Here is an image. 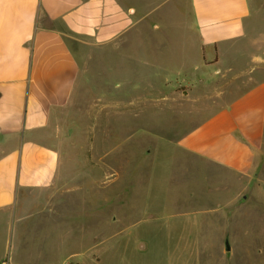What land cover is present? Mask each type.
Here are the masks:
<instances>
[{
  "label": "rangeland",
  "instance_id": "rangeland-1",
  "mask_svg": "<svg viewBox=\"0 0 264 264\" xmlns=\"http://www.w3.org/2000/svg\"><path fill=\"white\" fill-rule=\"evenodd\" d=\"M250 3L255 17L245 40L256 54L260 4ZM181 10L178 30L157 11L139 19L144 27L133 39L128 32L102 49L83 48L66 32L80 74L51 127L62 154L58 197L68 213L62 225L44 222L51 235L27 247L24 261L264 264V169L248 185L177 145L230 99L216 94L225 81L197 80L205 72L201 63L195 69L197 36L186 31L188 0ZM153 20L162 27L152 30Z\"/></svg>",
  "mask_w": 264,
  "mask_h": 264
},
{
  "label": "crops",
  "instance_id": "crops-1",
  "mask_svg": "<svg viewBox=\"0 0 264 264\" xmlns=\"http://www.w3.org/2000/svg\"><path fill=\"white\" fill-rule=\"evenodd\" d=\"M166 1L0 0V264H32L22 257L27 247L46 240L48 224L62 225L60 216L68 213L58 197L62 154L51 127L71 102L80 74L66 32L83 48L102 49L128 32L133 39L144 27L139 19L157 11L172 17L170 26L178 30L184 0L160 10ZM188 1L186 31L197 36L201 56L195 69L201 63L205 72L196 78L225 81L216 94L230 99L177 145L250 185L264 169V0L256 54L245 40L255 17L250 0ZM161 27V21L150 24Z\"/></svg>",
  "mask_w": 264,
  "mask_h": 264
},
{
  "label": "water",
  "instance_id": "water-1",
  "mask_svg": "<svg viewBox=\"0 0 264 264\" xmlns=\"http://www.w3.org/2000/svg\"><path fill=\"white\" fill-rule=\"evenodd\" d=\"M225 249L230 250V245H229L228 240L225 241Z\"/></svg>",
  "mask_w": 264,
  "mask_h": 264
}]
</instances>
